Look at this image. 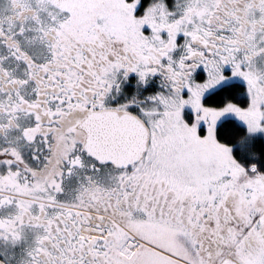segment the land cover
<instances>
[{"label":"snow or ice","instance_id":"snow-or-ice-1","mask_svg":"<svg viewBox=\"0 0 264 264\" xmlns=\"http://www.w3.org/2000/svg\"><path fill=\"white\" fill-rule=\"evenodd\" d=\"M0 264H264V0H0Z\"/></svg>","mask_w":264,"mask_h":264}]
</instances>
